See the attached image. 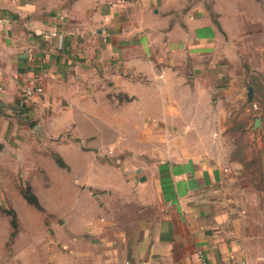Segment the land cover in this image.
I'll return each instance as SVG.
<instances>
[{
  "label": "rangeland",
  "instance_id": "rangeland-1",
  "mask_svg": "<svg viewBox=\"0 0 264 264\" xmlns=\"http://www.w3.org/2000/svg\"><path fill=\"white\" fill-rule=\"evenodd\" d=\"M169 4L220 25L214 50L172 70L157 63L156 78L127 71L117 82L83 67L26 99L37 104L31 118L11 111L15 133L0 144V264H54L76 239L86 250V223L119 206L128 173L165 160H237L257 119L255 133L264 131V0Z\"/></svg>",
  "mask_w": 264,
  "mask_h": 264
},
{
  "label": "crops",
  "instance_id": "crops-1",
  "mask_svg": "<svg viewBox=\"0 0 264 264\" xmlns=\"http://www.w3.org/2000/svg\"><path fill=\"white\" fill-rule=\"evenodd\" d=\"M170 1L0 0V144L15 133L12 110L35 111L27 86L52 88L83 67L117 82L127 71L156 78L157 63L172 70L212 50L219 28ZM255 132L237 160H165L128 173L119 206L86 223V250L71 241L54 264H264V131Z\"/></svg>",
  "mask_w": 264,
  "mask_h": 264
},
{
  "label": "trees",
  "instance_id": "trees-1",
  "mask_svg": "<svg viewBox=\"0 0 264 264\" xmlns=\"http://www.w3.org/2000/svg\"><path fill=\"white\" fill-rule=\"evenodd\" d=\"M217 27L219 30L222 32L221 27L218 23H216ZM57 163L60 167L66 168L67 166L62 162L61 158L57 156L56 158ZM25 198L27 201H29L31 204L35 205L36 207H39L38 200L35 195H33L30 191L25 192ZM12 225L14 228L17 227V222H16V215L13 213V220H12Z\"/></svg>",
  "mask_w": 264,
  "mask_h": 264
},
{
  "label": "built area",
  "instance_id": "built-area-1",
  "mask_svg": "<svg viewBox=\"0 0 264 264\" xmlns=\"http://www.w3.org/2000/svg\"><path fill=\"white\" fill-rule=\"evenodd\" d=\"M3 21H5V19H0V23H2ZM51 36H56V34H50ZM2 91V88H0V92ZM43 92L42 88L40 86H35V85H31V86H27L24 90V95L26 97V99H32L37 95H40ZM245 264V263H243Z\"/></svg>",
  "mask_w": 264,
  "mask_h": 264
},
{
  "label": "water",
  "instance_id": "water-1",
  "mask_svg": "<svg viewBox=\"0 0 264 264\" xmlns=\"http://www.w3.org/2000/svg\"><path fill=\"white\" fill-rule=\"evenodd\" d=\"M248 97H249V102H252L253 101V89L251 87L249 88ZM260 126H261V120L257 119L256 122H255V128L257 129Z\"/></svg>",
  "mask_w": 264,
  "mask_h": 264
}]
</instances>
